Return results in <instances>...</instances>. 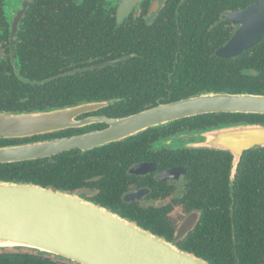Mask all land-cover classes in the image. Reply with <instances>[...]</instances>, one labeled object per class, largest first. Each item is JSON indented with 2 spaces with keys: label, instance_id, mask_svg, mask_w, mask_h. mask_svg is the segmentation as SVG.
Returning <instances> with one entry per match:
<instances>
[{
  "label": "flooded vegetation",
  "instance_id": "flooded-vegetation-1",
  "mask_svg": "<svg viewBox=\"0 0 264 264\" xmlns=\"http://www.w3.org/2000/svg\"><path fill=\"white\" fill-rule=\"evenodd\" d=\"M262 1L0 0V82L4 79L33 87L37 83L56 82L67 77V73L89 70L96 75L104 68L139 57L131 52L147 47L166 52L156 61L140 56L145 64L157 63L155 66L173 71L189 58L190 81L208 85L210 66L236 61L253 48L264 49L263 34L236 57L226 59L217 54L248 24L241 15ZM120 38L124 40L123 48L131 51L113 60L111 51ZM151 41L158 44L144 46ZM65 64L72 70L66 72ZM131 65L136 66L128 64ZM107 107L76 116L77 122L93 121L86 126L27 139L51 141L100 131L108 125L99 119L123 118L137 111L104 110ZM221 114L224 113L184 118L90 151L71 150L40 160L49 164L53 158L70 153V157L77 155L81 163V158L87 156L93 163L89 166L91 174L74 191L80 190L86 199L174 242L181 250L195 249L200 244L191 235L204 210L222 209L227 200L226 180L229 191L233 186L232 156L225 151L189 147L201 132L212 128L194 127L184 120ZM36 137L44 138L30 140ZM178 168L183 171L171 178H161L165 172ZM226 208L231 213V205ZM187 219L195 221L194 227L177 239L178 230ZM21 252L47 258L54 264H76L33 250Z\"/></svg>",
  "mask_w": 264,
  "mask_h": 264
},
{
  "label": "water",
  "instance_id": "water-1",
  "mask_svg": "<svg viewBox=\"0 0 264 264\" xmlns=\"http://www.w3.org/2000/svg\"><path fill=\"white\" fill-rule=\"evenodd\" d=\"M241 16L249 22L221 47L226 59L242 54L264 34V1ZM105 102H84L48 111L0 113V140L26 139L93 122H77L76 116L99 110ZM264 115V95L203 93L145 109L116 119H99L108 127L82 135L0 147V164L34 161L80 150L90 151L184 118L206 114ZM189 147L229 152L231 180L243 152L264 147V125H226L205 130ZM183 169L161 175L167 179ZM187 219L177 239L194 227ZM33 250L76 264H210L174 242L153 234L120 214L96 204L80 190L65 191L31 182L0 180V252Z\"/></svg>",
  "mask_w": 264,
  "mask_h": 264
},
{
  "label": "trees",
  "instance_id": "trees-1",
  "mask_svg": "<svg viewBox=\"0 0 264 264\" xmlns=\"http://www.w3.org/2000/svg\"><path fill=\"white\" fill-rule=\"evenodd\" d=\"M123 44L124 40L121 38L115 40V47L111 51L113 60L131 51L123 48ZM148 44L158 43L146 42L144 46ZM134 50L131 53L150 61L161 59L166 52L162 48L147 47ZM139 57L104 68L96 75L89 70L74 75L67 73V77L56 82L37 83L33 87L2 79L0 113L48 111L84 102H105L108 107L104 110H137L134 112L138 113L139 110L198 93L264 95V49L253 48L236 61L210 66L212 71L208 85L190 81L189 58L184 65L177 66L172 71L168 67L155 66L157 63L145 64L144 59ZM128 64L136 66L133 68ZM65 70L69 72L72 67L65 64ZM167 70L171 73L166 72ZM252 71L255 74H250ZM134 112L131 114H135ZM184 121L194 127L214 129L226 125H264V115L221 114ZM42 138L44 137L30 140ZM18 140L2 139L0 147L32 142L27 138L24 141L21 139L22 142ZM70 155H59L49 164L44 160L0 164V180L31 182L57 190L74 191L82 185L85 177L90 176L89 166L93 163L87 156L83 158L87 163L82 158L80 163L77 155ZM227 165L229 167L228 162ZM236 171L230 191L226 180L227 200L224 207L204 210L199 225L191 235V238L199 241V247L183 251L193 253L210 264H264V147L243 152ZM227 204L231 205V213L226 208ZM211 230L213 233H210ZM211 238L212 242L209 241ZM21 251L22 249L1 251L0 264H54L47 258Z\"/></svg>",
  "mask_w": 264,
  "mask_h": 264
},
{
  "label": "rangeland",
  "instance_id": "rangeland-1",
  "mask_svg": "<svg viewBox=\"0 0 264 264\" xmlns=\"http://www.w3.org/2000/svg\"><path fill=\"white\" fill-rule=\"evenodd\" d=\"M23 250H25V249H23Z\"/></svg>",
  "mask_w": 264,
  "mask_h": 264
}]
</instances>
